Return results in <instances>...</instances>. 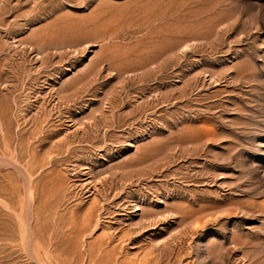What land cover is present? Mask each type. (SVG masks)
Masks as SVG:
<instances>
[{"label": "rangeland", "instance_id": "374dc122", "mask_svg": "<svg viewBox=\"0 0 264 264\" xmlns=\"http://www.w3.org/2000/svg\"><path fill=\"white\" fill-rule=\"evenodd\" d=\"M0 264H264V0H0Z\"/></svg>", "mask_w": 264, "mask_h": 264}]
</instances>
